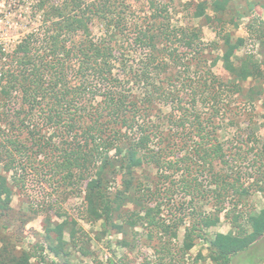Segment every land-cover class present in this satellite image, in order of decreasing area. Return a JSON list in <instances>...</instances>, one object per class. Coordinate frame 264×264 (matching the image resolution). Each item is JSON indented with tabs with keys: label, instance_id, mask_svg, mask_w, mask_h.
I'll return each mask as SVG.
<instances>
[{
	"label": "trees",
	"instance_id": "1",
	"mask_svg": "<svg viewBox=\"0 0 264 264\" xmlns=\"http://www.w3.org/2000/svg\"><path fill=\"white\" fill-rule=\"evenodd\" d=\"M34 1L37 10L43 11L41 28L29 34L11 52L0 45V165L4 172L0 173V217L6 218L12 211L13 186L24 190L29 172L36 174L44 167L49 173V181H56L57 186H68L72 193L83 194L79 214L91 223L104 219L111 223L113 230L122 233L123 224L115 223L112 218L114 213L132 203L125 223L133 229H143L142 234H134L135 246L143 239L142 235H148L150 247L161 254L155 264H165L163 257L166 256L171 259L168 264L176 262L170 246L186 218L190 224L185 229L180 250L182 258L194 248L197 238L209 241V257L213 264H231L233 256L259 242L264 237V208L259 213L230 212L228 209L229 204L239 209L247 193L240 174L235 177L232 173L213 172L212 183L216 187L211 198L199 184L192 191L186 190L191 197L188 203L191 209L184 217L174 219L163 215V202L157 198L160 190L135 177V169L147 163L157 167L161 177L168 180L167 171L179 162L167 160L162 152L151 148L154 138H160V128L143 114L145 111L141 110L139 96H136L140 89L150 106L156 102L179 106L184 92L181 90L189 87L192 107L187 111L198 123L199 137L193 149L206 168H212L216 159L228 165L222 145L211 135L216 127L210 119L204 122L194 105L201 100L210 102L214 109L228 98L230 87L217 80L210 69L203 71L210 84H196L192 80L189 84L183 82L192 71V63L186 62L187 52L182 53L180 49L190 51L194 59L201 54L204 44L202 29L172 24L171 6L179 0H147L150 16L145 19L149 24L129 22L134 12L124 0ZM231 2L210 0L215 16L214 19L207 17V20L219 27L221 59L232 76V90L235 94H243L244 82L260 81L250 87L245 103L253 105L252 97L258 95L257 100L264 106L261 84L264 80V21L255 15L250 19L249 38L258 49L237 58V52L247 40H234L225 32L222 16L229 10ZM206 6L205 2L197 5V18L204 16ZM94 19L105 24L109 39L96 41L92 38L90 24ZM130 23L132 44L146 53L138 68L130 65L128 53L112 41L115 35H126ZM74 37L78 40H73ZM258 53L261 60L257 59ZM172 69L177 72L163 77ZM176 80L182 83L175 89L162 85V81L168 84ZM98 97L101 100L92 105ZM46 127L53 129L50 135L44 134ZM56 137L60 143H54ZM260 157H264V153ZM37 162L39 164L35 166ZM28 163L31 170H27ZM120 176L125 186L122 192L116 190V186L111 187L117 185ZM151 181L156 185L153 179ZM181 182L187 186L185 189L191 185L184 178ZM259 189L264 192L262 186ZM174 193L170 188L167 190V196ZM232 194L239 198L234 200ZM212 199L216 201L213 212L202 210ZM45 209L53 208L37 206L31 213L39 215ZM221 214L230 222L232 231L218 233L208 240L206 229L216 226ZM8 226L4 225L2 229L6 230ZM77 229L85 235L77 228L76 220L50 224L46 246L37 244L33 253L25 250L17 253L12 237L3 234L0 236V264H32L31 260L39 256L44 261L46 251L57 258L66 256L64 234L68 231L73 244L78 245L75 241ZM145 264L153 263L146 261Z\"/></svg>",
	"mask_w": 264,
	"mask_h": 264
},
{
	"label": "rangeland",
	"instance_id": "2",
	"mask_svg": "<svg viewBox=\"0 0 264 264\" xmlns=\"http://www.w3.org/2000/svg\"><path fill=\"white\" fill-rule=\"evenodd\" d=\"M124 1L134 12L132 17H129V22H144L145 24L149 22L145 19L150 16L147 0ZM201 2L207 3V6L204 16L197 18L195 16L196 7ZM170 13L171 22L174 26L202 29L201 39L204 46L200 55L193 59L190 51H185L184 48L180 49L182 53L187 52L186 62L192 63V71L187 74L183 82L189 84L192 80L196 84L198 82L210 84V79L203 75V71L210 69L217 80L230 87L227 94L228 98L223 99L221 104H218L214 109L210 102L203 103L201 100L194 105L204 122L210 119L216 127L215 129L211 127L213 131L211 135L217 138L215 142L222 145L228 165H224L219 159H216L213 161L212 168L208 165L206 168L196 155L193 148L199 140L197 135L198 123L192 116H189L188 111L192 107L191 97L188 95L190 94L189 87L181 90L184 92L181 93L180 107L177 103L165 105L160 102L150 106L140 93L142 91L140 89L136 92V96H139L137 98L141 102V110L145 111L143 114H147L151 123L160 128L158 131L160 138H154L151 148L162 152L167 160H179V162L174 169L167 171V175L170 177L168 180L161 177L157 167L147 163L135 169V177L140 180L139 182H148L151 187L153 186L157 191L160 190L157 198L163 202V215L165 218L174 219L175 217H184L185 214L189 213L191 208H189L188 203L191 197L187 191H192L196 185L199 184L200 188H203V191L210 195V198L212 197V190L216 187L212 183L214 182L213 172L227 175L232 173L235 177L240 174L247 193L244 194L239 209L233 208V204H229L228 209L230 212L239 210L259 213L264 208V192L259 191V186L264 188V157H260V154L264 153V106L262 101L257 100L258 95L252 97L253 105L245 102H247L246 94L250 87L259 84L260 81L250 79L244 82L245 91L243 94H235V91L232 90L230 84L232 76L225 69L221 59L223 52L219 27L216 23L211 25L207 20V17L214 19L215 16L210 7V0H179L171 6ZM254 15L264 21V0H232L229 10L222 16L225 21L226 33L231 34L234 40L238 38L247 40L245 46L237 52V58H242L244 53L256 52L258 49L254 41L249 38L247 27ZM43 17V11L37 10L34 0H0V45L9 52L13 51L24 38L41 28ZM90 30L92 38L96 41L109 39L106 33L107 28L99 19L92 21ZM132 31L133 27L130 23L126 29V35H115L112 41L113 44L117 45V48H122L128 53L130 65L138 68L140 60L146 53L132 44ZM127 39H129L128 43L126 42ZM73 40L78 39L74 37ZM257 59L261 60L259 53ZM215 60L216 64H214ZM173 72L176 73L177 69H172L163 77ZM181 83L179 80L168 84L162 81V85L169 89H175ZM261 84L264 88V80H261ZM139 88H143V86ZM184 93L187 96H184ZM99 100H101L100 97L94 100L92 105L95 106ZM47 128L44 134L50 135L53 129ZM54 143H60V139L54 138ZM26 160L27 158H25V162ZM29 164H27V170H31ZM38 164V162L35 163V166ZM0 173H4L2 165H0ZM37 173L29 172L24 190L20 191L13 186L12 211L8 217H0V236L7 234L12 237L17 253L21 250L33 253L36 251L37 244L46 246L47 237L50 234L47 228L50 224L76 220L77 228H81L85 235L77 229L75 241L79 243L74 245L73 239L66 231L64 234L65 252L68 255L57 258L54 253L46 251L44 261H41L39 256L32 259V264H145L146 261L155 264L156 259L161 257L159 252L150 247L148 235H142L143 239L135 246L134 234L136 232L142 234L143 229L139 227L133 229L125 223L127 212L133 208L132 203L124 206L118 213H114L113 221L124 226V232L117 233L111 228V223L105 222L104 219L92 223L82 219L79 209L83 203V194L80 195L79 191L77 194L72 193L69 191L70 189H67L68 186H57L56 181H49V173L44 167L39 168ZM183 178L191 183L186 189L187 186L181 182ZM151 179L156 182V185L151 183ZM115 186L116 190L121 192L125 190L121 176L117 178V185H111L112 188ZM169 188L171 192L176 194L167 196ZM238 198L239 196L233 195L234 200ZM215 202L213 199L207 202L202 210L213 212ZM152 204L155 205L156 201ZM42 205L53 209H45L39 215L31 213L32 208ZM189 224L190 220L186 218L185 222L180 224L178 228L177 237L172 241L171 253L175 255L174 260H176L175 263L173 261V264H213L209 257V241L199 238L195 239L194 248L188 252L185 258H182L180 250L184 242L185 229ZM4 225H9V228L3 230L2 226ZM230 231H232L230 222L225 219L224 214H221L220 222L216 226L206 229V235L210 240L214 239L218 233L227 234ZM1 246L0 242V248ZM163 258L166 260L165 264L170 263V256ZM231 264H264V237L246 251L233 256Z\"/></svg>",
	"mask_w": 264,
	"mask_h": 264
},
{
	"label": "crops",
	"instance_id": "3",
	"mask_svg": "<svg viewBox=\"0 0 264 264\" xmlns=\"http://www.w3.org/2000/svg\"><path fill=\"white\" fill-rule=\"evenodd\" d=\"M31 263H32V260H31Z\"/></svg>",
	"mask_w": 264,
	"mask_h": 264
}]
</instances>
